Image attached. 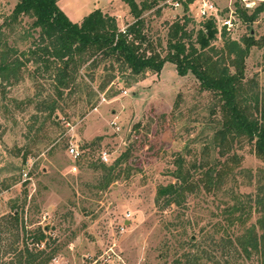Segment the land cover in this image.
<instances>
[{"label": "rangeland", "instance_id": "1", "mask_svg": "<svg viewBox=\"0 0 264 264\" xmlns=\"http://www.w3.org/2000/svg\"><path fill=\"white\" fill-rule=\"evenodd\" d=\"M203 1L214 5L215 13L207 19L218 30L231 21L232 38L255 40L245 59V77L256 82L264 97V13L250 27L233 14L237 2L253 9L264 0H165L159 14H144L146 31L164 41L167 24L184 13L198 28ZM17 2L0 0V23ZM57 5L76 24L97 9L116 16L121 29L133 21L121 0H58ZM30 22L24 20L20 35ZM30 42L17 35L9 39L18 52L26 51ZM216 43L221 44L219 39ZM198 90L191 73L181 76L166 62L158 74L138 77L133 86L114 82L103 92L65 93L56 115L61 126L55 128L42 123L46 112L38 109L55 96L49 77L36 83L25 72L18 83L0 87V264H16L26 246L33 252L56 250L48 264H177L175 260L184 263L183 254L201 244L206 251L202 264L227 260L223 252L229 264H261L259 254L246 258L238 246L223 248L213 242L222 236L214 226L221 220L219 203L229 202L230 195L190 196L182 206L165 209L157 197L158 187L173 181L169 172L177 154L185 148L198 153L212 135V97ZM97 138L98 152L92 159L97 164L109 165L131 150L126 164L130 175L105 190L98 188L100 170L67 154L71 144L81 152ZM99 151L108 154L106 163ZM239 154L244 160L234 189L254 199L257 182H264V163L248 146ZM14 211L19 213L15 226L10 224ZM256 218L253 214L251 222ZM37 228H45L47 236L39 245L29 239Z\"/></svg>", "mask_w": 264, "mask_h": 264}, {"label": "trees", "instance_id": "2", "mask_svg": "<svg viewBox=\"0 0 264 264\" xmlns=\"http://www.w3.org/2000/svg\"><path fill=\"white\" fill-rule=\"evenodd\" d=\"M121 1L133 18L124 29L119 28L115 16L99 9L76 24L58 7V0H18L0 23V87L13 86L25 72L36 83L49 77L55 98L41 102L38 109L46 112L43 124L60 128L61 120L56 115L65 93L73 95L82 89L93 94L94 89L103 92L114 82L133 86L138 77L158 74L166 62L173 63L181 76L191 73L198 82V91L212 97V135L198 153L185 148L177 154L169 172L173 181L159 186L157 197L162 199L165 209L182 206L190 196L230 195L229 202L219 201L221 220L214 226L222 236L213 242L223 248L238 246L246 258L259 254L264 264V182H257L254 199L234 189L238 186L237 170L244 160L239 151L248 146L249 153L264 163V97L258 93L256 82L245 77V59L255 40L252 36L236 40L226 26L218 30L212 19H202L195 28L194 20L185 13L167 24L164 41L153 39L146 31L144 14L150 10L159 14L165 0ZM263 13L264 1L253 9L237 2L233 12L248 27ZM25 19L31 22L20 35L18 29H23ZM15 35L31 41L26 51L18 52L9 44L10 37ZM99 141L97 138L85 144L78 161H88L89 168L100 170L98 188L105 190L130 175L126 164L131 150H125L109 165L97 164L92 159L98 152ZM187 155L194 157L189 159ZM253 214L257 215L255 223L251 222ZM18 217L19 213L14 211L10 224L15 226ZM45 231L37 228L29 239L39 245L47 239ZM193 248L194 252L183 254L184 263L181 258L175 263L202 264L204 246ZM55 252H33L26 246L16 264H48ZM222 256L227 260L211 264H229L228 253L223 252Z\"/></svg>", "mask_w": 264, "mask_h": 264}, {"label": "built area", "instance_id": "3", "mask_svg": "<svg viewBox=\"0 0 264 264\" xmlns=\"http://www.w3.org/2000/svg\"><path fill=\"white\" fill-rule=\"evenodd\" d=\"M178 6H179V3L176 2L174 4V7L177 8ZM245 7L246 8H249L250 5L248 3H246L245 4ZM213 13H215V7H214V5L212 3L203 1L202 4H201V7L198 10L197 16L200 17L201 19H204V18L210 17ZM223 26H226L227 30L230 31L231 30V27L233 26V24H232L231 21H226L223 24ZM111 125L114 126L115 129L118 130V126H117V123L116 122H112ZM67 154L70 157H72L73 159H76V160H78L79 157H80V152L77 150V148L73 144H71L70 146H68V148H67ZM108 159H109L108 154L106 152H103L101 154V160L104 163H106L108 161ZM72 171H76V167H72ZM25 176H26V174H25Z\"/></svg>", "mask_w": 264, "mask_h": 264}, {"label": "crops", "instance_id": "4", "mask_svg": "<svg viewBox=\"0 0 264 264\" xmlns=\"http://www.w3.org/2000/svg\"><path fill=\"white\" fill-rule=\"evenodd\" d=\"M246 1H248V0H246ZM109 15L113 16L112 14H109ZM115 17H116V16H115Z\"/></svg>", "mask_w": 264, "mask_h": 264}]
</instances>
